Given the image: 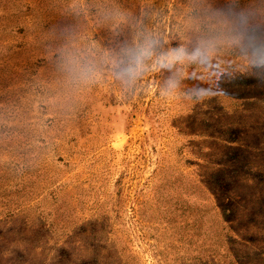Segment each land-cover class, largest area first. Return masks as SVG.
Here are the masks:
<instances>
[{"label": "rangeland", "instance_id": "rangeland-1", "mask_svg": "<svg viewBox=\"0 0 264 264\" xmlns=\"http://www.w3.org/2000/svg\"><path fill=\"white\" fill-rule=\"evenodd\" d=\"M229 4L264 22V0H0V264H264V82L194 100L160 95L167 72L128 91L60 70Z\"/></svg>", "mask_w": 264, "mask_h": 264}, {"label": "clouds", "instance_id": "clouds-1", "mask_svg": "<svg viewBox=\"0 0 264 264\" xmlns=\"http://www.w3.org/2000/svg\"><path fill=\"white\" fill-rule=\"evenodd\" d=\"M224 52L231 54L234 65L219 64ZM60 70L72 87L94 84L107 74L128 91L150 72H167L159 89L163 97L200 100L210 91L223 97L226 78L249 74L264 82V22L250 10L229 4L211 10L193 38L175 46L165 47L161 35L142 29L131 42L108 51L70 47L61 53ZM186 80L200 83L184 90Z\"/></svg>", "mask_w": 264, "mask_h": 264}]
</instances>
